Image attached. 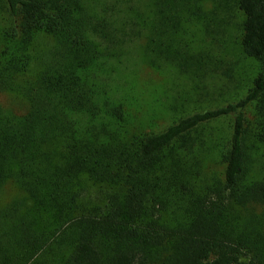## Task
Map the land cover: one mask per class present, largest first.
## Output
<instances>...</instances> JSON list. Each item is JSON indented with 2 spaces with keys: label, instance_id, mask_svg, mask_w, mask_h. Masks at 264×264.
<instances>
[{
  "label": "trees",
  "instance_id": "trees-1",
  "mask_svg": "<svg viewBox=\"0 0 264 264\" xmlns=\"http://www.w3.org/2000/svg\"><path fill=\"white\" fill-rule=\"evenodd\" d=\"M5 2L0 98L29 107L0 100V264H264V0ZM232 27V102L155 130L104 83L136 40L154 70L227 76Z\"/></svg>",
  "mask_w": 264,
  "mask_h": 264
},
{
  "label": "rangeland",
  "instance_id": "rangeland-1",
  "mask_svg": "<svg viewBox=\"0 0 264 264\" xmlns=\"http://www.w3.org/2000/svg\"><path fill=\"white\" fill-rule=\"evenodd\" d=\"M214 0H208V7H213ZM239 15V13H238ZM236 24L239 19L235 20ZM12 22L11 13L5 0H0V38ZM230 40L226 43L225 55L231 58L227 61L230 68L225 70L227 76L220 72L214 79H208L200 86H195L186 78H177L167 70H154L146 65L140 56L143 41L136 40L128 46V54L121 58L118 72L104 76L108 90L120 99H127L137 112V125H145L152 129H161L169 124L173 114L180 116L183 112H192L224 105L239 98L250 86L252 71L237 48L236 30L229 31ZM116 62V61H115ZM117 62L114 64L116 66ZM38 67L33 64L30 75H34ZM185 96L182 100L179 97ZM1 103L16 114L25 113L29 107L28 101L22 95L6 93L1 95ZM175 100L178 105L169 106ZM174 119V118H173ZM19 192L12 186L4 190L3 201L10 202L19 198Z\"/></svg>",
  "mask_w": 264,
  "mask_h": 264
}]
</instances>
